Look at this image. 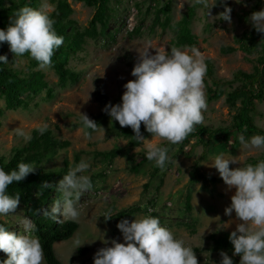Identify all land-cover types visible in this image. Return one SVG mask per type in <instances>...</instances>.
Here are the masks:
<instances>
[{
	"label": "rangeland",
	"instance_id": "1",
	"mask_svg": "<svg viewBox=\"0 0 264 264\" xmlns=\"http://www.w3.org/2000/svg\"><path fill=\"white\" fill-rule=\"evenodd\" d=\"M71 8L69 19L72 24L67 30V37L71 38L78 32H84L90 28L89 21L94 13V7L84 4L81 1L66 0ZM44 0H37L33 8H38ZM48 2L54 4L53 0ZM168 2L170 10L167 13L168 20L165 21V14L160 13L155 18V7ZM9 1H5L7 5ZM224 5L231 7V24L218 19V13L223 11ZM193 6L194 12L190 23V30L196 36L197 48L204 56L210 58L214 64L215 74L224 81L225 92L239 84L233 81V74L237 70L252 72L256 66L257 57L261 47L256 51L247 53L239 48L236 38L251 28L248 17L251 12L264 8V0H217V3L206 10L199 5H193L192 0H110L108 3L110 16L107 19L106 28L103 33L95 36H85L82 48L75 54L68 55L65 66L76 72L75 80L59 82L52 66L41 69L27 53L23 57H16L8 48L7 43L3 44L0 55H6L8 66L19 71L22 75L31 72H41L47 87L40 92L31 95L27 108L4 109L5 102L0 97V108L3 113L0 115V157L9 155L11 148L21 142L22 138L15 135L14 129L23 128L32 135L35 125L39 122L48 123V130L55 138L65 140L68 145L57 150L44 167L46 169H59L47 183L51 187L49 198L42 208L37 210L41 216L45 208H49L57 197L55 185L67 170L78 163L81 159L90 160V168L87 173L93 184V188L84 193L78 202L80 216L77 220L78 228L66 240L56 241L53 244L57 257L63 264H93L94 253L105 245L102 239H115L122 241V235L116 228L115 219H104L106 212L111 210L112 215L119 209L127 207L134 202H139V210L127 219L131 221L144 215L153 214L159 217L163 226L169 228L178 237L185 241L187 246L193 248L198 264H218L220 256L218 252L206 249V236L216 229H220L221 222L229 219L233 223L227 229L232 231L235 224V214L224 215V208L230 204V197L235 189H229L219 177L215 168L209 164L217 154L235 156L238 165L229 167L245 166L250 157H259L262 150L245 147L239 144L230 152L228 142L233 133L220 140L209 143L203 148V144L191 137L187 144L182 146V152L172 161L169 169L163 177V182L158 190L154 189L155 182L150 190H145L144 183L148 176L130 172L126 168L127 159L124 156H117L111 160L98 154L106 151L114 145L126 147V138L115 136L110 131V119L98 124L104 129L103 133H92L90 138L83 136L77 110L87 115H98L101 111L99 103L94 98L96 84L100 83L107 100L111 103H119L123 85L131 79L130 71L126 65L125 53L137 58L145 39L152 41L154 48L165 47L170 49L175 46L180 49H190L189 46H177L174 39L177 32V22L186 11L187 7ZM1 29V28H0ZM99 31V25H96ZM67 38V39H69ZM68 40H65L66 43ZM233 46L235 49L228 53L220 50L221 46ZM154 53V50H150ZM263 66V65H262ZM206 92V86H205ZM224 93L217 99L207 100V109L203 112V125L208 127L226 126L232 121V116L239 105L237 100L234 105L227 103ZM27 97V96H26ZM256 113L253 115V122L264 129V96L255 102ZM71 123L77 126L71 127ZM252 136V135H251ZM245 137L247 140L249 137ZM151 139V135L144 136ZM155 141L156 138L153 137ZM160 144L166 141L159 140ZM193 147L190 156L184 153ZM142 144L131 148L129 153H136ZM174 145L169 150L171 156L177 150ZM205 149L206 158L199 163V169L205 174L214 175L220 179L219 182L210 186V191L200 188V183L190 186V169L196 158ZM82 151L77 161L74 160V151ZM191 187V209L185 210L183 202L187 188ZM219 216L220 221L215 217ZM0 219L9 223L8 230L23 232L26 221L33 225L31 220L25 216L23 205L20 202L16 212ZM65 220L61 218L59 221ZM103 233V234H102ZM85 242L79 247H86L85 252L79 253L75 248V240ZM110 246V245H109ZM2 261L6 254L0 251ZM45 264V262H44Z\"/></svg>",
	"mask_w": 264,
	"mask_h": 264
},
{
	"label": "clouds",
	"instance_id": "2",
	"mask_svg": "<svg viewBox=\"0 0 264 264\" xmlns=\"http://www.w3.org/2000/svg\"><path fill=\"white\" fill-rule=\"evenodd\" d=\"M235 2L241 3V0ZM192 3L202 6L208 14L217 0H192ZM54 11V4L48 0L38 8L20 7L9 18L7 26L0 29V43L6 42L16 57L27 53L38 67L49 68L54 51L64 40L53 27ZM231 11V7L224 5L217 18L231 24ZM248 21L251 28L264 37V8L251 12ZM136 52L138 55L130 72L134 79L123 85L120 102L106 103L102 111L120 127H130L132 137L145 150V158L163 171L170 160L169 148L158 141L178 144L203 122V112L207 109L204 82L207 66L203 54L195 47L183 50L175 46L154 48L152 41L145 39ZM8 63L7 56L0 55V64ZM77 115L84 137L104 132L86 113L77 110ZM141 124L151 134V139L141 134ZM48 127V123L39 122L35 130L43 134ZM243 131L237 136L240 144L264 151V134H253L246 140ZM14 132L24 142L32 138L23 128L17 127ZM230 164L238 165L237 158L224 154H217L209 164L229 189H235L230 204L223 211L225 216L234 213L238 221L228 235L232 256L220 251L218 264H234V256H239L238 264H264V160L242 167L230 168ZM37 167L35 162H18L15 169L7 172L0 167V216L15 213L20 203V193L9 194L8 186L24 180ZM89 168L90 160L81 159L67 170L55 185L57 197L42 211V216L55 222L61 218L78 220L80 197L93 188L91 178L86 174ZM41 187L51 185L43 183ZM103 217L105 220L113 217L111 210ZM215 218L220 221L219 216ZM25 223L23 232L9 231L0 223V251L6 254L2 264H44L43 247L39 237L33 234L35 225ZM232 223V219L221 222L219 230L229 228ZM115 226L123 242L103 238L101 241L105 246L94 253L93 264H198L193 248L163 226L159 217L144 215L131 221L121 219ZM84 243L75 240V248Z\"/></svg>",
	"mask_w": 264,
	"mask_h": 264
},
{
	"label": "trees",
	"instance_id": "3",
	"mask_svg": "<svg viewBox=\"0 0 264 264\" xmlns=\"http://www.w3.org/2000/svg\"><path fill=\"white\" fill-rule=\"evenodd\" d=\"M6 0H0V28L4 29L9 23V18L13 13L23 6L33 7L37 0H7L9 3L4 5ZM55 11L52 14V18L55 23L53 25L56 33L64 37L62 45L54 51L52 56V68L58 77L59 82H65L66 80H75L77 73L70 70L65 66L66 58L68 55L75 54L82 48V43L85 36H95L96 34L103 33L106 28L107 19L110 16L108 3L110 0H76L81 1L84 4L93 6L94 13L89 21L90 28L84 32H78L73 37H67V30L72 24L69 19L71 8L66 0H53ZM155 1V0H152ZM155 18H158L159 14H165V21L168 20L167 13L170 10L168 2L163 3L160 6L155 7ZM194 7H187L180 20L177 22V32L174 39V44L177 46H195L196 36L190 30V23L193 17ZM96 25H99V31H96ZM69 38V39H67ZM65 40H68L64 43ZM239 48L247 53H252L260 46V54L257 57L256 66L252 72H246L237 70L233 74V81H238L239 84L231 90L225 92L223 89L224 81L218 78L215 74L214 64L210 58L205 59L207 66V72L204 77L208 100L219 98L224 93V99L227 103L234 105L238 100L239 105L236 112L232 116V121L226 126L208 127L202 123L195 126V130L190 133L182 142L175 144L178 146L177 150L171 154L170 160L166 162L165 169L161 171L157 168L153 162L148 161L145 158L144 148H140L136 153H129L131 148H135L140 145V142L135 140L134 135L130 127H120V125L111 120L110 117L102 111V108L106 103H111L107 100V96L103 91L101 84H96L94 91V98L99 103L101 111L98 115H88L98 124H101L110 119V131L115 136H122L126 138V147L114 145L112 148L106 151H100L98 154L108 158L109 160L117 157L124 156L127 159L126 168L133 173L143 174L148 176L147 181L144 183L145 190H150L151 185L157 179V183L154 185V189L158 190L159 186L163 182V177L166 171L169 169L173 159L182 152V146L187 144L191 137H195L197 142L203 144V148L209 143L225 138L228 133H233L231 139L228 142V151L232 152L239 144L237 136L243 131L245 137L253 134H264V129L258 127L252 120L253 115L256 113L255 102L261 100L264 96V37L257 33L254 29L250 28L240 34L236 38ZM4 43H0V50L3 48ZM233 46H221L220 50L223 53L233 51ZM126 65L129 71L136 61L129 53H125ZM34 60L32 64H36ZM263 65V66H262ZM47 87V82L44 80L41 72H31L28 75H22L19 71L13 69L7 64H0V97L4 99V109H16L27 108L31 95H34ZM47 92H50V88L47 87ZM50 94V93H49ZM27 96V97H26ZM115 104V103H111ZM3 113V109L0 108V115ZM80 124V123H79ZM71 127L77 126L76 123H71ZM140 132L143 136L151 135L146 132L143 124H141ZM31 140L28 142H21L13 146L7 156L0 157V167H3L7 172L15 169L18 162H35L37 169L34 173L26 176V178L20 182H13L8 186V193L14 192L20 193V202L23 205V212L27 216L33 225H35L34 235L38 236L40 243L44 250L45 264H63L57 257L53 244L56 241L68 239L73 232L78 228L77 221L61 220L55 222L44 216H40L37 212L49 198L50 189L41 187L43 183H48L51 178L58 175L59 169H46L44 164L56 155L57 150L64 148L68 145L65 140L55 138L49 130L43 134H39L36 130L32 131ZM161 145H167L169 150L174 145L168 144L167 141L161 143ZM193 147H190L184 154L190 156ZM82 151H74V160L77 161L79 154ZM207 151L203 149L201 154L194 161L190 169L189 182L190 186L200 183V188L205 191H210L209 185L214 186L220 181L218 177L214 175L205 174L200 171L198 163L206 158ZM259 160H264V151L259 157H250L247 160V164H256ZM39 193V194H37ZM191 187L187 188L185 199L183 202L185 210L191 209ZM48 209V208H45ZM44 209V210H45ZM139 210V202H134L131 205L117 210L113 217L117 222L121 219H127ZM154 216L153 214H149ZM0 223L4 224L8 230L9 223L0 219ZM229 230L216 229L206 236V249L212 252L224 251L229 256H232V245L228 240ZM86 247H79L77 251L79 253L85 252ZM234 264H238L239 256L232 257ZM0 258V262H1Z\"/></svg>",
	"mask_w": 264,
	"mask_h": 264
}]
</instances>
